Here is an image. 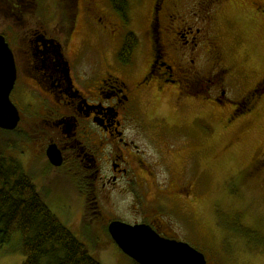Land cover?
<instances>
[{
	"label": "flooded vegetation",
	"instance_id": "1",
	"mask_svg": "<svg viewBox=\"0 0 264 264\" xmlns=\"http://www.w3.org/2000/svg\"><path fill=\"white\" fill-rule=\"evenodd\" d=\"M66 1L53 22L55 31L41 29L43 25L36 21L19 36L17 45H8L16 71L9 99L18 111L19 121L7 133L18 134L19 139L4 153L18 164L22 162L21 170L32 176L35 189L49 206L66 217L77 213V228H90L93 219L105 220L108 245L115 244L108 233L112 221L146 224L162 237L181 241L161 231L163 224L156 216L143 219L136 209L140 218L129 222L124 220L118 206L128 199L136 207L139 203L147 204L155 212L159 207L154 205L166 196L161 193L162 185L170 186L175 181L173 191L179 193H186L191 186L190 155L177 178L171 177L164 155L167 151L179 153L188 147L186 141L167 136L164 131L172 129L175 123L158 115L149 116L146 102L171 95L180 109L187 100L195 99H208L205 102L222 107L226 100L223 73L228 69L222 67L218 79L207 80L215 66L216 71L221 68L216 16L229 6L249 5L252 9L248 14L256 20L260 31L264 28V0H151L144 33L148 59L140 73L135 63L140 38L133 30L125 31L134 15L130 4L123 12L109 0H82L84 20L95 28L96 41L95 44L82 41L79 50L68 56L67 39L80 4L79 0ZM8 6L9 14L17 20L26 8L22 0H10ZM65 24L71 26L68 35L64 34ZM129 32L136 35L138 42L131 63L125 65L117 55ZM0 34L5 39V34ZM110 45H114L117 54L113 51L108 57ZM15 48L22 51L20 60ZM171 54L174 59L168 62ZM263 100L264 74L234 101L240 110H235L236 114L234 109L227 111L226 130L255 115ZM244 127L243 130L247 129ZM159 137H164L163 151ZM141 141L152 153L140 146ZM36 144L41 148L33 151L32 158L39 156L45 166L42 168L27 163L25 147ZM50 145L59 153V165L51 164L46 157ZM258 154L264 158V136ZM22 155L26 156L24 162L20 159ZM254 163L253 160L250 166ZM160 169L166 174L163 180ZM33 179L40 181V185ZM54 181H62L71 189L60 193L54 189ZM176 200V209L181 212ZM71 202L76 204L75 209Z\"/></svg>",
	"mask_w": 264,
	"mask_h": 264
},
{
	"label": "rangeland",
	"instance_id": "2",
	"mask_svg": "<svg viewBox=\"0 0 264 264\" xmlns=\"http://www.w3.org/2000/svg\"><path fill=\"white\" fill-rule=\"evenodd\" d=\"M9 1L0 0V33L5 34L10 47L17 45L19 36L36 21L43 25L41 29L55 31L53 22L62 13L63 3H67L66 0H22L26 8L17 20L9 14ZM81 2L79 0L77 19L67 39L68 56L79 50L82 41L87 40L91 44L96 41L95 28L86 24ZM128 3L134 9V15L125 31L133 30L140 38L141 45L135 55L136 70L140 73L148 59L144 33L151 0H128ZM251 9L249 5L242 7L238 3L224 8L216 16L217 44L222 53L218 63L221 68L218 71L216 66L215 69L210 68L214 75L208 74L207 80L218 79L223 68L228 69L223 73L226 74L225 85H222L226 89V100L222 107L205 102L208 99H195L187 100L186 106L180 109L171 95L155 100L150 98L146 102L149 116L158 115L169 123H175L164 133L174 139L180 138L188 145L177 155L173 151L164 154L172 178L178 177L185 159L190 155L191 186L186 193L180 192L183 199H179V192L173 191L176 187L174 181L170 186H161V193L166 196L154 205L159 207L155 212H151L147 204L139 203L136 207L128 199L118 204L122 217L129 222L140 218L136 209L143 219L156 216L163 224L161 231L189 244L204 256L206 264H264V158L261 154L257 155L264 136V100L261 109L240 125H235L238 127L226 130L225 126L227 111L234 109L236 114L240 110L235 107L234 101L264 74V28L259 31L256 20L248 14ZM113 51L117 54L114 45H110L108 57ZM15 52L20 60L22 51L15 48ZM169 56L168 62H172L173 54ZM244 125L247 126L245 130ZM17 139L18 134L12 135L0 129V140L9 146L10 149H7L11 150ZM163 140L164 137L158 139L162 151ZM140 146L152 153L145 142L141 141ZM40 148L36 144L31 148L25 147V150L27 163L42 168L45 166L40 157L32 158L33 151L36 153ZM24 157H20L23 162ZM253 160L255 163L250 166ZM164 178L166 174L160 169V179ZM34 181L40 185V181ZM53 183L54 189L60 193L71 189L62 181ZM175 199L182 208L181 212L176 209ZM71 205L75 209L76 204L71 202ZM71 214L70 217L60 213L57 216L101 264H132L115 244L108 245L105 220L93 219L90 228H77L79 216L74 212ZM23 260L19 233H15L11 242L0 248V264H22Z\"/></svg>",
	"mask_w": 264,
	"mask_h": 264
},
{
	"label": "trees",
	"instance_id": "3",
	"mask_svg": "<svg viewBox=\"0 0 264 264\" xmlns=\"http://www.w3.org/2000/svg\"><path fill=\"white\" fill-rule=\"evenodd\" d=\"M126 12L128 0H109ZM71 26L65 24L64 34ZM134 33H126L118 51V59L131 63L137 45ZM0 140V248L19 233L22 264H101L69 228L58 218L42 193L35 189L32 176L23 173L14 159L4 151L9 146ZM132 264H138L130 259Z\"/></svg>",
	"mask_w": 264,
	"mask_h": 264
},
{
	"label": "water",
	"instance_id": "4",
	"mask_svg": "<svg viewBox=\"0 0 264 264\" xmlns=\"http://www.w3.org/2000/svg\"><path fill=\"white\" fill-rule=\"evenodd\" d=\"M15 72L12 52L0 34V129L6 131L13 130L19 121L9 99ZM46 157L51 164H60L59 153L51 145ZM108 233L119 250L138 264H206L204 256L189 244L162 237L146 224L112 221Z\"/></svg>",
	"mask_w": 264,
	"mask_h": 264
}]
</instances>
